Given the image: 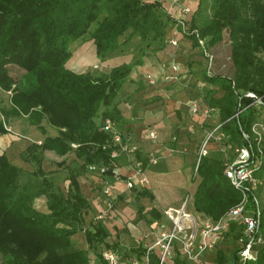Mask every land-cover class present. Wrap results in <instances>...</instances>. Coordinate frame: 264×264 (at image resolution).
Returning a JSON list of instances; mask_svg holds the SVG:
<instances>
[{"label":"trees","instance_id":"1","mask_svg":"<svg viewBox=\"0 0 264 264\" xmlns=\"http://www.w3.org/2000/svg\"><path fill=\"white\" fill-rule=\"evenodd\" d=\"M196 5L194 14L186 20L189 31L180 27L184 38L200 51L204 64L205 71L194 77L193 86L200 89L206 84V88L195 98L202 97L208 108L218 110L221 129L230 142L249 145L244 134H251L253 123L264 117V0H196ZM177 23L160 1L0 0V89L11 92L10 107L3 116L25 118L43 135V120L57 130L56 136H46L41 145L32 144L26 150L23 160L35 162L38 167L31 173L0 152V264H106L103 252L108 249L118 252L122 261L130 257L143 260L147 252L143 245L127 248L120 243L109 244L106 239L110 234L102 223L91 222L86 227L90 202L78 181L90 166L112 174L117 160L112 154L119 147L113 145L112 136L103 127L108 119L119 127L122 112L112 105L134 69L143 64V58L100 75L74 72L68 63L76 42L92 41L100 62L124 50L134 37L141 48L145 47V56L148 51L164 50L170 30ZM226 36L234 73L209 75L205 51L212 54L211 50ZM13 67L23 72L19 79L11 74ZM249 92L261 98V108L252 105L254 99L246 97ZM6 134L0 123V135ZM45 152L64 158L74 155L82 161V165L70 169L67 194L49 179L53 173L43 170ZM137 157L143 169L148 168L150 159L139 154ZM224 170L221 161L205 156L195 175L200 181L193 208L215 221L243 199ZM23 175L28 176L25 182ZM257 177L260 183L251 191L248 204L259 220L256 238L264 237V166ZM133 191L136 201L155 198L147 189ZM40 197L47 199L49 213L35 208ZM149 214L155 221L162 218L157 209ZM79 232H84L86 250L73 242ZM228 232L235 234L239 244L240 239L248 241L243 224L232 222ZM217 248L214 264H242L243 247L229 256ZM92 250L96 253L94 263ZM252 255L254 260L245 264H264V243L256 245ZM180 257L176 248L173 263L184 264L186 260ZM150 260L151 264H159L155 251Z\"/></svg>","mask_w":264,"mask_h":264},{"label":"crops","instance_id":"2","mask_svg":"<svg viewBox=\"0 0 264 264\" xmlns=\"http://www.w3.org/2000/svg\"><path fill=\"white\" fill-rule=\"evenodd\" d=\"M145 1H160L168 13L178 21L170 30L167 46L164 50L158 52L148 51L145 56V51H143L145 47H139V39L133 38L124 48L123 52H118L107 61L100 62L96 55L95 45L92 41H88L77 50L79 51V56L84 58L82 64L77 67L70 62L68 63V67L72 71L86 73V69L91 67L95 62L101 63L103 68H108L106 71H109L123 64L135 63L133 61L135 55L137 56L136 61L143 58V64L134 69L131 80L124 84L121 93L115 98L112 105V108L116 107L122 112V121L118 129L133 152L126 153L128 156H124L121 153L117 157L113 165L112 174L103 172L99 174L89 168L88 171L78 177L81 189L90 202V210L86 216V227H89L91 222H97L95 220L97 214L104 210L108 200L104 206L103 196L100 193L102 190L104 192L107 186L111 187V195L108 197L111 200H118L120 205L127 204L128 198L131 201H136L134 189L137 191L149 190L154 195V200L140 198L141 204L144 206L150 204L153 209L160 210L159 212L167 219L168 217L164 214L165 211L171 208H180L185 197H188L190 200L188 191H194V197L197 189L194 190L193 187L195 180L193 169L195 167V158L206 141L202 140V137L199 136L201 134L199 128H201L200 123L206 118L204 111L208 107L202 97H198L197 99L201 103V112L193 115L189 111V101L195 98L198 93L201 94L200 92L202 91L201 87L198 89L189 85V78L194 74V71H192L194 70L193 67L197 65L194 61L196 62L199 58L195 57L197 49L193 48L192 41L184 38L180 31V27H182L181 22L187 19L181 14V7L182 5H190L194 0H185L181 6L172 5L171 0ZM194 7H196V2L194 3ZM171 39L178 40L177 47L170 44ZM164 63H178L181 65L182 71L178 80H169L165 77L163 70ZM186 63L188 64L186 65ZM147 74H151L155 78V85L149 84L146 79ZM0 91L4 96L9 94V92H4L1 89ZM8 121L9 125L6 122L4 123L8 134L1 135L3 138L0 139V152L4 153L17 167L28 170L32 162L28 164L21 159L18 154L19 151H16L19 148V144L23 146L21 151L23 152L32 144L41 145L46 136H56L57 130L52 129L46 120H43L41 124L46 130L45 135L36 126L31 125L28 121L25 122L23 119L11 116ZM150 131H154L157 134L154 140L149 136ZM10 132L16 133L17 136V148H15L14 154L11 151L12 149L8 151V147L3 145L4 139L7 136H12ZM10 141L12 142V139ZM209 145L207 149L211 150L212 145ZM131 153H135V156L139 154L144 158L154 157L157 160V164H149L148 168L144 170V177L148 181L145 187L136 184L134 189L128 190L126 183L135 176L133 168L128 164L129 160L134 159L133 155L129 156ZM50 154L54 153H44L43 170L46 172L63 171L61 174L67 173V176L59 183L62 191L67 194L70 185L67 177L70 169L79 167L83 163L74 155L66 158L57 156L61 159L60 162L67 159L66 164L60 166L53 164L47 159ZM138 162L137 160L136 163ZM29 170L31 172L34 171L32 169ZM191 204L193 207V198ZM35 208L40 212L49 213L47 199L45 197L38 198L35 201ZM118 213L120 212H113L109 220L106 219L100 222L110 234L106 242L109 244L120 243L127 248H133L137 244L133 239L136 238L135 228L130 224L129 232L122 230V223H115L113 220L114 216H118ZM167 221V229L165 230L169 231L172 229V224L169 219ZM72 239L79 249H88L84 232H79ZM142 245L147 248L152 243L149 245L144 243ZM155 252L157 253L158 249ZM208 257L211 258V256L206 255L205 263L212 264L207 260ZM180 259L184 260L183 256ZM170 262L174 264L173 261Z\"/></svg>","mask_w":264,"mask_h":264},{"label":"built area","instance_id":"3","mask_svg":"<svg viewBox=\"0 0 264 264\" xmlns=\"http://www.w3.org/2000/svg\"><path fill=\"white\" fill-rule=\"evenodd\" d=\"M185 0H171L172 5L181 6ZM193 4V5H192ZM194 3L190 5H182L181 14L186 18L191 17L195 12ZM187 20V19H186ZM182 21L181 26L184 32L189 31L188 22ZM170 44L172 46H178L177 39H171ZM199 44L204 48V41L199 40ZM207 57V73L209 75L214 74V55L208 51H205ZM164 75L169 80H178L181 73V66L178 63H164L163 64ZM146 79L151 85L156 84L155 78L151 74L146 75ZM202 89L206 88V84L201 85ZM11 93V92H9ZM246 97L254 99L252 105H255L258 109L261 108V98L257 97L254 93L249 92ZM189 111L193 115H197L201 112V103L197 98H192L188 103ZM205 116L210 117L211 114L218 115L217 109H206ZM221 127V125H220ZM103 130L112 136L113 145L118 146L119 149L115 150L112 154L113 158H117L121 153L133 152L128 142L122 136L117 124L108 119L105 121ZM149 136L151 139L157 137L156 132L150 131ZM213 136L209 135L202 145L199 153V160L195 169L197 173L198 164L201 157H204L208 153V142ZM249 142V145L239 146L235 149V156L231 162L225 164V174L231 181L232 185L240 190L243 194V199L240 204L230 210L219 221H215L207 216H204L196 211L190 212L187 210L188 199L178 209H168L165 211V215L168 217L172 224V229L169 231L161 232L157 241L153 246L147 247L146 255L143 260L136 257H130L122 261L118 252L112 249L105 250L103 252V258L106 264H151V253L158 249L159 264H167L169 261H173L176 257V248L179 249L181 257L191 264H206L205 257L209 251L217 248V246L223 241L224 234L230 230L232 222H238L244 225V236L248 239H240V245L243 247L241 252V262L245 264L247 261L254 260L252 255L253 248L264 243V237L256 235L259 231V220L256 216L249 211V195L252 190L259 186L260 179L257 177V173L264 166V117L257 118L251 128V134H244L243 137ZM149 164H157V160L154 157H150ZM135 176L126 183V188L131 190L136 185V181L143 187L148 184L147 179L144 177V169L141 162L136 163ZM90 170L94 171L97 168L90 166ZM111 187L104 189V194L110 196Z\"/></svg>","mask_w":264,"mask_h":264},{"label":"rangeland","instance_id":"4","mask_svg":"<svg viewBox=\"0 0 264 264\" xmlns=\"http://www.w3.org/2000/svg\"><path fill=\"white\" fill-rule=\"evenodd\" d=\"M195 2L196 1L194 0L193 3H195ZM197 7L198 6L196 5L195 8H197ZM134 38H136V37H134ZM123 40L124 39H122V41ZM227 42H228V37L226 36L223 43H221L218 47L211 50L212 54L215 56V63L213 66L214 74H219V75H224V76H232L234 73L232 63L229 60L230 45ZM81 45L82 44H80V42H76V43L72 44V50L74 51V54L70 60V63L74 64L77 67H79V65L82 64V61L84 59L83 57L79 56V53H78L79 51H77ZM124 50H122L120 52H123ZM140 51H142V50H140ZM143 51H145V50H143ZM199 52L200 51L197 49V55L195 57H198L199 60H197L196 62L194 61V63H196L197 65L193 67L194 70H192V71H194L193 72L194 74L192 76H190V77H192V78H190V80H191L190 84L192 85L191 87H194L193 86L194 77H197L201 72L205 71L204 70V64L202 63L203 60H200V57H202V55ZM136 59H137V56L135 55L133 58V61L137 62L138 60L136 61ZM111 61L114 62L113 60H111ZM187 64L188 63H186V65ZM186 65H185V67H186ZM86 70H87V72H92L95 75H100V74L106 72V70H108V68H103L101 63L95 62L91 67H89ZM181 71H182V68H181ZM11 74L14 78L19 79L20 76L23 74V72L20 69L13 67ZM195 88H198V87H195ZM200 93L203 94L204 91H201ZM198 95H199V93H198ZM10 97H11L10 94H6L4 96V94H2L0 91V123H2V125H4L5 122L7 123V125H9L8 119L6 117L3 118L4 116L2 117V115H3V111L8 110L10 107V99H9ZM8 99H9V101H8ZM23 120L25 122L27 121V119H25V118H23ZM196 121H198V120H196ZM23 125H25V124H23ZM200 125H201V128H199V129L201 130V132H200L201 134H199V136L202 137V140L203 139L206 140L209 135L213 136L212 138H210V140L208 142V145L210 144L212 146H211V150L208 149V153H207L206 157H209L213 160L221 161L222 164H226L228 162H231L235 156V149L239 146L230 142L228 137L226 135H224V133L220 127V125H221L220 116L216 115V114L215 115L211 114L210 117H206L205 120H203L202 123H200ZM10 133L12 134V136H7L4 139L5 142L3 143V145L8 147V151H10L12 149L11 151L14 154L15 148H17L16 147L17 136H16V133H14V132H10ZM2 138H3V136L1 137V135H0V139H2ZM11 139H12V142L10 141ZM207 148H208V146H207ZM22 149H23V146L21 144H19V148H17L16 151H19L18 154L21 157V159L23 160L24 157H27L26 156L27 153H26V150L21 152ZM37 155H40V152H38ZM122 155L126 156L127 154L124 152ZM130 155H133L134 159L129 160V161H128L127 157H126V159L128 161L129 166H131L133 168V170L135 171L137 168L136 161H137L138 157L135 156V153H131V154H129V156ZM58 157L54 153L52 155L50 154L49 158H47V159L49 161H51L53 164L59 165L61 159ZM16 158H17V154H16ZM43 158H44V154H43ZM198 160H199V154L195 158V166L198 163ZM30 162H32V161H30ZM26 163L29 164V162H26ZM30 164L31 165L29 166V169L36 171V169L38 168L36 163L32 162ZM29 169L26 170V171H28L27 173H31V170H29ZM195 169L196 168L194 167V169H193L194 170V177H195V180L193 182L194 183V186H193L194 190L197 188L199 181H200L199 177L195 176L196 175ZM61 172H63V171L49 172L50 174L53 173L49 177V179L56 184L61 183V180L67 176V173L61 174ZM94 172H98L100 174L103 171L102 170L100 171L97 168L96 170H94ZM27 178H28L27 175H23V177H22L23 182H25L27 180ZM136 184L140 185L138 182H136ZM135 187H136V185L134 186V188ZM94 191H96V190H94ZM193 192L194 191H191V190L188 191V194L190 196V200L188 197H185L183 200V203L188 199V202L186 205L187 210L194 213V210H193V207L191 204V200L193 198ZM100 194H102V196H103L102 200H103L104 206H105L106 201L107 200L108 201L106 203L104 210L97 214L95 220L97 222H102L106 219L109 220V217L112 216L113 212L117 213L119 211L120 213L117 214L118 215L117 217L114 216L113 220L115 221V223H118V222L122 223V230H125L126 232H129L130 224L135 228L134 230L136 231V238H133V239L135 240V243H137V244L134 247H137L138 245H142L144 243L147 245L152 243V245L148 246V247H151L157 241L158 235L161 232L166 231L165 229H167L166 225L168 223V221H167L168 219L161 214L162 218L160 220H156V221L152 220L149 213L153 208H152V206H150V204L144 206L141 204L140 200L139 201H135V200L131 201L128 198L127 199L128 201L126 202L127 204L120 205L118 200H111L108 196H106L104 194L103 190L101 191ZM123 206H124V208H123ZM238 247H241V245L239 244V242L235 238V234L233 232H228V233L224 234L223 241L221 242V244L218 245L217 249L223 250L229 256ZM215 250L209 251L206 254L207 256H211V258L208 257V259H207L209 261V263H212V264L215 263V258H216ZM98 251L100 252L101 249L99 248ZM90 258H91L92 263H94L96 261L95 251L92 250L90 252ZM182 261H184V260H182ZM167 264H172V263L171 262L169 263V261H168ZM184 264H191V263L184 261Z\"/></svg>","mask_w":264,"mask_h":264}]
</instances>
